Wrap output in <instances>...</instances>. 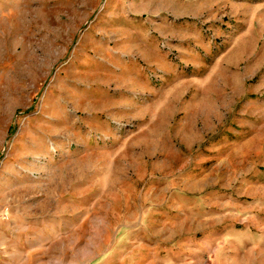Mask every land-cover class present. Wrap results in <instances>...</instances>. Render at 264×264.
I'll return each instance as SVG.
<instances>
[{"label": "rangeland", "instance_id": "rangeland-1", "mask_svg": "<svg viewBox=\"0 0 264 264\" xmlns=\"http://www.w3.org/2000/svg\"><path fill=\"white\" fill-rule=\"evenodd\" d=\"M0 264H264V0H0Z\"/></svg>", "mask_w": 264, "mask_h": 264}]
</instances>
